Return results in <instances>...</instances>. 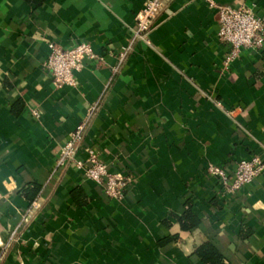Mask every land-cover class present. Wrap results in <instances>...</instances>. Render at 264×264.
<instances>
[{"label": "crops", "instance_id": "1", "mask_svg": "<svg viewBox=\"0 0 264 264\" xmlns=\"http://www.w3.org/2000/svg\"><path fill=\"white\" fill-rule=\"evenodd\" d=\"M147 1L0 0V264H204L206 242L226 264H264V174L233 192L207 171L264 153V48L226 70L218 38L220 7L264 17V0H170L149 43L136 34ZM52 42L98 56L76 86L44 67ZM90 150L123 198L77 167ZM189 202L200 224L184 230Z\"/></svg>", "mask_w": 264, "mask_h": 264}, {"label": "built area", "instance_id": "2", "mask_svg": "<svg viewBox=\"0 0 264 264\" xmlns=\"http://www.w3.org/2000/svg\"><path fill=\"white\" fill-rule=\"evenodd\" d=\"M168 1L170 0H148L139 12L136 17V34L141 40L149 43L147 35ZM218 24L220 42L230 47V53L223 64L224 69L230 68L238 58L241 49L261 50L264 48V17L256 15L252 10L244 7L222 6L219 8ZM49 50L50 54L44 67L51 72L53 82L57 87L76 86V73L83 69L85 61L98 59L88 43L66 48L52 42L49 44ZM83 131L84 128L79 127L61 150L57 160L59 168H64L74 161L79 146L83 142ZM87 154L86 160H76L77 167L84 170L89 179L101 185L109 197L123 198L127 182L111 174L107 166L99 161L96 152L90 150ZM207 171L211 178L219 180L225 187L237 192L242 187L251 184L256 177L264 174V153L238 161L236 167L231 170L211 164Z\"/></svg>", "mask_w": 264, "mask_h": 264}, {"label": "trees", "instance_id": "3", "mask_svg": "<svg viewBox=\"0 0 264 264\" xmlns=\"http://www.w3.org/2000/svg\"><path fill=\"white\" fill-rule=\"evenodd\" d=\"M28 1H31L36 5H41L44 0ZM41 191L42 186L39 184H30L22 190L23 194L29 201L37 199ZM177 220L184 230H192L200 224L199 217L193 211V204L190 202L187 204L185 213L182 216L177 217ZM195 253L204 264H226L224 256L210 242H206L198 247Z\"/></svg>", "mask_w": 264, "mask_h": 264}]
</instances>
